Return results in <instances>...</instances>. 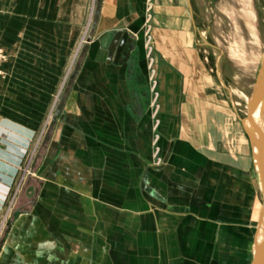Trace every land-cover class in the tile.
I'll return each mask as SVG.
<instances>
[{"label":"crops","instance_id":"1","mask_svg":"<svg viewBox=\"0 0 264 264\" xmlns=\"http://www.w3.org/2000/svg\"><path fill=\"white\" fill-rule=\"evenodd\" d=\"M90 2L0 0V201L57 105L0 264H249L261 206L251 147L233 116L196 107L215 105L210 96L182 97L191 86L179 66L150 65L145 0L93 1L91 34L63 83ZM159 7L168 24L181 11ZM117 28L128 36L115 57ZM163 30L154 55L172 58Z\"/></svg>","mask_w":264,"mask_h":264},{"label":"rangeland","instance_id":"2","mask_svg":"<svg viewBox=\"0 0 264 264\" xmlns=\"http://www.w3.org/2000/svg\"><path fill=\"white\" fill-rule=\"evenodd\" d=\"M93 1L91 0L86 10V20L76 52L68 63L63 80L65 85L71 78L76 58L79 59L87 36L92 31ZM164 3L181 10L180 13L175 10V14L170 15L173 23L168 24L164 19H158L162 16L159 5ZM142 15L150 65L155 67V63H173L179 66L176 69L180 78L189 81L191 86L188 94L186 90L182 92V97L185 99L188 95L197 102L203 95L210 96L209 100L215 105L202 107L200 104L196 107L201 112H223L233 116L244 144L251 147L240 118L246 114L247 97L252 90L264 47V0H189V4L187 0H145ZM162 28H165L163 31L169 37H165L163 48L174 51L172 58L154 55L157 51L154 32L161 31ZM167 28L170 30H166ZM0 53L1 62L4 54L1 50ZM158 79L156 71L150 74L153 99L159 95L156 83ZM56 107V104L49 107L10 175L6 192L0 201V244L13 217L19 192L31 173L35 154L42 143L43 131L52 119ZM152 109L153 112L156 110L155 104Z\"/></svg>","mask_w":264,"mask_h":264},{"label":"water","instance_id":"3","mask_svg":"<svg viewBox=\"0 0 264 264\" xmlns=\"http://www.w3.org/2000/svg\"><path fill=\"white\" fill-rule=\"evenodd\" d=\"M128 32L122 28H117L113 34L110 48L114 49L115 57H118L127 39ZM264 106V47L261 61L256 74L252 90L247 101V111L241 119L242 125L247 133L251 145L253 163L255 156L257 159L256 174L260 181L261 206L258 214L257 226L254 234L252 256L249 264H264V133L256 137L250 126L253 112L257 104ZM261 107V108H262Z\"/></svg>","mask_w":264,"mask_h":264},{"label":"bare ground","instance_id":"4","mask_svg":"<svg viewBox=\"0 0 264 264\" xmlns=\"http://www.w3.org/2000/svg\"><path fill=\"white\" fill-rule=\"evenodd\" d=\"M262 49H263V47H262ZM260 61H261V58H260ZM259 65H260V62H259ZM247 99H249V97H247ZM261 107L262 106L260 105V103H258L256 108H255V110H254V112H253L252 121H250V126L252 128V131L255 134V136L258 137V138L260 137V135H262L264 133V106L262 108ZM246 111H247V107H246ZM240 119H242V118H240ZM254 162H255L254 165H256L257 164L256 156H255ZM255 169H256V167H255ZM256 177H257V181L259 183V188H260V181H259V177L257 176V174H256Z\"/></svg>","mask_w":264,"mask_h":264},{"label":"built area","instance_id":"5","mask_svg":"<svg viewBox=\"0 0 264 264\" xmlns=\"http://www.w3.org/2000/svg\"><path fill=\"white\" fill-rule=\"evenodd\" d=\"M1 54V53H0Z\"/></svg>","mask_w":264,"mask_h":264}]
</instances>
